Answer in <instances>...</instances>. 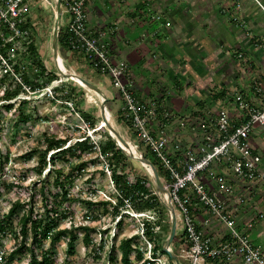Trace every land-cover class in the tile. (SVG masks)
<instances>
[{"label": "built area", "instance_id": "1", "mask_svg": "<svg viewBox=\"0 0 264 264\" xmlns=\"http://www.w3.org/2000/svg\"><path fill=\"white\" fill-rule=\"evenodd\" d=\"M91 1L94 0H61L63 13L68 16L63 25L70 50L81 54L93 70L110 78L121 101L122 121L165 171L160 180L167 191L165 200L182 222V256L189 264H206L208 259L216 258L227 264L235 260L242 264H264V249L253 244L249 237V231L264 218V213L257 211L242 217L245 199L233 184V179L258 184L264 195V159L256 152L252 138L256 129L264 128V88L260 83L253 88L258 104L235 91L228 96L225 106L208 116H177L164 104L138 100L127 80L128 62L112 56L104 32L95 34L87 28V4ZM26 3L27 0H0L1 42H12L15 37L28 34L27 28L19 29L27 21ZM18 54L19 47L14 44L5 54L0 51V73L13 77L30 93V87L23 84L20 76L25 66L19 63ZM51 97L54 99V92ZM64 102L78 114L72 102ZM169 123L175 124L179 133L168 131L165 126ZM181 131L190 132L186 141L177 140ZM124 202L128 204L127 199ZM198 211L206 215H199ZM127 214L142 217L141 213ZM213 220L226 231L220 242L213 241L202 229ZM139 224L142 234L143 223ZM7 253L0 250V264Z\"/></svg>", "mask_w": 264, "mask_h": 264}, {"label": "crops", "instance_id": "2", "mask_svg": "<svg viewBox=\"0 0 264 264\" xmlns=\"http://www.w3.org/2000/svg\"><path fill=\"white\" fill-rule=\"evenodd\" d=\"M87 10L88 30L104 32L112 56L128 62L127 80L138 100L164 104L177 116H208L235 91L258 104L253 88L258 83L264 88V0H94ZM67 17L62 14L64 24ZM66 53L71 72L94 84L109 104L119 102L107 75L93 70L81 54ZM219 93L222 98L214 101ZM165 128L179 133L173 123ZM252 138L264 159V128ZM233 180L245 199L241 216L261 211L256 209L264 201L260 186ZM254 227L249 237L262 248L257 240L264 239V226L256 237ZM202 229L215 242L226 233L214 220Z\"/></svg>", "mask_w": 264, "mask_h": 264}, {"label": "rangeland", "instance_id": "3", "mask_svg": "<svg viewBox=\"0 0 264 264\" xmlns=\"http://www.w3.org/2000/svg\"><path fill=\"white\" fill-rule=\"evenodd\" d=\"M28 14L27 20L29 19L35 26V30L32 32L35 38V45L37 46L40 57L43 59L45 66L49 70L56 71L57 69L52 54V33L55 25V0H27ZM65 8V7H64ZM61 24H63L61 19ZM23 50V47H19V54ZM58 54L63 61V65L67 71H70L68 67L67 53L60 48L58 44ZM19 58V57H18ZM25 72L30 71V67L25 63ZM1 74V73H0ZM86 76L85 73H83ZM60 79L52 82L48 89H35L30 93L24 91L17 95L15 98L9 101L2 100L4 87L12 81H6L4 85L0 86V161L5 162L2 170L0 171V214L5 213L10 204L19 200L21 202H29L32 196L33 206L40 208L42 204V197L39 192H36L40 187V180L44 177L52 178L53 173L52 164H47L41 175L35 172L37 166V157H33L31 160L25 161L23 154L32 148L39 147L44 148L42 143L43 133L51 134L59 138L68 137L70 138L69 143L72 144L77 140H81L84 137H89L90 140L96 141L97 138L105 140L107 136H111L109 130L106 127L99 128L101 123L100 106L101 97L92 90L81 86L83 98L80 99V106L73 105V108L80 111L78 114L73 112L70 107L60 99H53L51 94L52 88L65 82L66 79L60 76ZM41 82V80L39 81ZM75 82V81H74ZM77 83V82H76ZM14 84V83H13ZM78 84V83H77ZM27 100L28 103L20 104V101ZM115 105H111L106 102V108L110 116V123L114 129L119 132L126 140L136 145V149L143 155V146H141L135 136L127 128V126L117 118V111L120 108L121 101L118 100ZM8 102L13 103L11 110H5L2 106ZM18 109L32 114V119L22 125L14 126L17 119ZM81 111L86 112L94 117L96 123L91 127L85 116ZM92 138H91V137ZM113 138V137H112ZM188 135L180 133L177 136V140L186 141ZM127 155V154H126ZM98 158L97 163H93L95 158ZM46 160H49V153L46 155ZM74 161V160H73ZM81 161H84L83 171L75 178L74 186L70 189V193L73 196H79L81 199H88L93 201H103L111 198L115 192L113 182L110 178V170H106L108 161L103 156L101 157L98 150H93L81 155ZM127 168L125 172H129L132 175L146 176L151 181V188L155 190L154 184L150 174L147 170L135 159L128 156L126 161ZM59 166H63L64 172H68V168L57 163ZM49 171V172H48ZM48 173V174H47ZM19 183L18 186L9 188V183ZM55 192V189H51ZM113 199V198H112ZM73 215L60 224L62 228H70L71 226H84L88 225L92 229L88 232L92 238L93 243L86 246L83 242L85 231L82 229L76 230L77 240L75 243L74 254L70 257L66 255V242L60 240L56 244V259L54 264H121L120 252L118 250L113 251L115 261L108 259L111 245L114 243L115 246L119 244L120 239L129 237L133 234L140 232V221L145 216L156 217L153 211H137L134 209L132 203L128 201V204L121 207L120 214H142V217H131L130 215L122 216V223L116 224L117 218H113L111 215L112 207H109L108 213L103 212L101 205L87 208L83 203H73ZM27 207V206H25ZM161 209L162 226L165 230L160 232L163 234L165 246V240L170 232L171 220L170 215L166 207L163 205ZM35 210H38V209ZM256 209H260L264 213V201L260 202V205ZM177 212V210H175ZM97 216L92 219H85V215ZM159 214V215H160ZM260 223V224H259ZM17 224V219L14 221V225ZM260 225L264 226V218L255 224L253 235H255L260 229ZM17 227V226H16ZM182 228L181 219L176 216V234L180 235ZM175 237L172 240L170 246L171 252L178 258L180 264H189V261L184 258L181 254V243L177 242ZM254 240V237H251ZM3 250L10 251L14 246L15 241L12 233H8L7 237L4 238ZM257 242L260 243L262 249H264V239H259ZM102 244V249H98V245ZM139 245L143 249H146L144 258L152 260L150 264H166L168 257L167 255L159 254L158 257L152 258L150 248L152 243L145 240L142 236L139 240ZM48 247V243L44 245V248ZM173 248V250H172ZM134 253L131 255L133 259ZM20 257L13 259L10 264H25L27 261L26 257ZM135 262V261H134ZM139 264V263H135Z\"/></svg>", "mask_w": 264, "mask_h": 264}, {"label": "trees", "instance_id": "4", "mask_svg": "<svg viewBox=\"0 0 264 264\" xmlns=\"http://www.w3.org/2000/svg\"><path fill=\"white\" fill-rule=\"evenodd\" d=\"M27 28L28 34L25 37H15L12 42H1L0 51L5 54L7 49L13 46H22L23 50L20 52L19 63L25 66V63L30 67V71L20 72V76L23 84L30 87L31 91L35 89H43L49 86L52 82L60 79L56 71L49 70L43 59L40 57L37 46L35 45V38L33 31L35 30L34 24L28 19L26 23L20 24L19 29L23 30ZM33 32V33H32ZM58 44L65 52H71L68 41L65 26L62 24L58 34ZM72 53V52H71ZM12 81L4 87L2 100L9 101L15 98L20 93L24 92L22 85L15 82L13 77L6 74H0V86L4 85L6 81ZM41 80V82H39ZM54 92V99H60L66 102H72L74 105L81 104L80 99L83 98L84 91L80 84L72 80H66L60 82L52 88ZM223 93L214 95L212 98L214 101L222 98ZM28 103L27 100L20 101V104ZM5 110H11L13 103L8 102L2 106ZM77 110L80 109L77 107ZM17 119L14 126H19L29 122L32 119L31 113H26L20 109L17 110ZM85 116L91 127L96 123L93 116L81 111ZM117 118L122 121L119 109L117 111ZM124 124L125 122L122 121ZM127 125V124H125ZM100 128V126H99ZM70 138H59L54 135L43 133L42 143L44 148L39 147L32 148L23 154L25 161L31 160L33 157H37V166L35 172L41 175L47 164H52L53 177H44L40 180V187L35 190L39 192L42 199L40 208L33 206L32 196L29 202H21L19 200L13 201L8 210L5 213L0 214V250L3 249L4 238L8 233H12L15 244L8 251L2 264H10V262L18 258V256L26 257L25 264H54L56 259V244L60 240L66 242V255L70 257L74 254L75 243L77 240L76 230L82 229L85 231L83 242L86 246L93 243L92 238L88 232L92 229L88 225L84 226H71L70 228H62L60 224L73 215V203H83L87 208H92L97 205L103 207V212L108 213L109 207H112L111 215L113 218H119L116 221L117 225L122 223V216L128 214H120L121 207L125 206L124 199H127L133 204L134 209L137 211H153L156 217L145 216L142 218L143 223L142 234L140 232L133 234L129 237L122 238L119 244L115 246L113 243L108 254L110 261H115L113 251L118 250L120 252L121 264H150L152 260L144 258L146 249H143L139 245L141 236L152 243L150 252L152 258L158 257L159 254L166 255L163 250L162 243L164 242L163 234L161 230L163 228L161 222L163 214L161 215V209L163 204L158 199L157 195L151 188V181L146 176L130 175L129 172H125L127 168L126 161L128 156L123 152L116 144V141L111 136H107L105 140L97 138L96 141H92L89 137H84L81 140H77L74 143H69ZM98 150L100 156L107 159V167L110 170V178L113 182L115 192L111 198L103 201H93L81 199L79 196H73L70 193V189L74 186L75 178L83 171L84 161H81V155ZM49 153V160H46V155ZM143 156L150 160V162L156 167L160 178L164 177L165 171L161 165L156 161L153 155L144 148ZM74 160V161H73ZM98 158L93 160V163H97ZM60 162L66 166L69 170L64 172L62 167L57 163ZM5 162L0 161V171L3 168ZM48 171V172H49ZM48 174V173H47ZM20 182L7 184L9 188L14 186L19 187ZM51 189H55V192ZM113 198V199H112ZM27 206V207H25ZM38 210H35V209ZM160 214V215H159ZM97 216L85 215V219L96 218ZM17 219V224L14 225V221ZM17 226V227H16ZM183 232H180L177 242H182ZM48 243V247L44 248V245ZM103 245L99 244L98 249H102ZM173 250V248H172ZM134 253V258L131 255ZM168 257V256H167ZM19 258V259H20ZM135 261V262H134ZM67 264V263H65ZM166 264H174L171 259L168 258ZM206 264H227L223 259H208Z\"/></svg>", "mask_w": 264, "mask_h": 264}, {"label": "water", "instance_id": "5", "mask_svg": "<svg viewBox=\"0 0 264 264\" xmlns=\"http://www.w3.org/2000/svg\"><path fill=\"white\" fill-rule=\"evenodd\" d=\"M62 14H63V10H62V4H61V0H55V25L53 28V33H52V54L54 57V62L57 58L58 54V34H59V30L61 28V19H62ZM56 69H57V74L62 76L63 78L66 79H70L72 81H80L86 88L92 90L93 92H95L97 95H99L101 97V106H100V115L102 120L104 121L105 127L110 131L113 132L116 136V139H114L116 141L117 146L127 154V156H129L132 159L137 160L150 174L153 184H154V193L157 195L158 199L160 200V202L166 207V209L169 212L170 215V220H171V227H170V232L165 240V246L163 247L164 252L166 253V255L168 256L169 259L172 260V262L174 264H180L178 258L171 252L170 246L172 244V240L175 237H178V235L176 234V216L174 213V210L172 208V206L170 204H168V202L165 200V196H162L163 193L166 194L167 196V191L165 190L158 171L156 169V167L150 162V160H148L147 158H145L141 153L138 152V150L136 149V154H134V152L131 150L130 145H129V141L126 140L119 132H117L114 127L112 126V124L110 122H108V120L105 117V109H106V97L100 92V90L94 85L92 84L90 81H88L87 79L81 77L80 75L74 73V72H70V71H63L62 69H60L57 64L55 63ZM77 79V80H76ZM111 135V134H110ZM111 137H113L111 135ZM125 147V148H123Z\"/></svg>", "mask_w": 264, "mask_h": 264}, {"label": "bare ground", "instance_id": "6", "mask_svg": "<svg viewBox=\"0 0 264 264\" xmlns=\"http://www.w3.org/2000/svg\"><path fill=\"white\" fill-rule=\"evenodd\" d=\"M55 63L57 64V66H58L60 69H62L63 71H67L66 68L64 67V65H63V61H62V59L60 58L59 55L57 56V58H56V60H55ZM76 80H77V79H76ZM76 82H77L78 84H80L81 86H84L80 81L77 80ZM104 114H105V117H106V119L108 120V122H110V116H109V114H108L107 109H105ZM103 127H105V124H104V121L101 120L100 128H103ZM109 132H110V131H109ZM110 134L113 136L114 139H116V136H115V134H114L113 132H110ZM129 145H130L131 150L134 152V154H136V146H135L134 144H132L130 141H129ZM123 148H125V147H123ZM125 149H126V148H125ZM147 172H148V171H147ZM162 196H165V197H166V194L163 193Z\"/></svg>", "mask_w": 264, "mask_h": 264}]
</instances>
